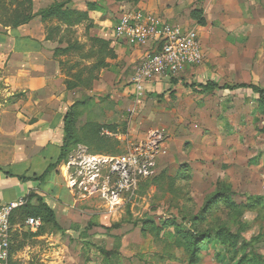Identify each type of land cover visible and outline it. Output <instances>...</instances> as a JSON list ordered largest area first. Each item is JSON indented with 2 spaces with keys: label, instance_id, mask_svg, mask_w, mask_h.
<instances>
[{
  "label": "rangeland",
  "instance_id": "374dc122",
  "mask_svg": "<svg viewBox=\"0 0 264 264\" xmlns=\"http://www.w3.org/2000/svg\"><path fill=\"white\" fill-rule=\"evenodd\" d=\"M185 2L177 10V5L170 6L178 20L171 23L197 29L190 17V5ZM16 9L26 13L25 4L16 7L9 0H0V24L4 25L1 21H8ZM197 30L199 34L205 32ZM204 36L201 42L208 50L203 62L194 66H207L208 75L200 72L187 84L183 83L184 77L175 75L169 90L145 91L142 96L124 93L129 86L125 80L123 84L121 80L115 82L111 90L92 91L98 76L94 75V64L88 65L91 55L76 47L68 51L66 62L72 74L67 82L74 90V101L68 109L71 136L62 161L71 183L96 212L106 208L117 213L108 220L112 227L122 224L130 228L143 223L152 238L142 243L143 252L130 245L118 258H112L115 262L235 264L229 259L233 252L230 245H221L215 237L222 228L229 232L226 237L239 235V246L245 244L234 260L246 254L247 264H251L256 254L261 256L258 264H264V110L257 94L250 89L217 90L207 100L186 96L178 101L171 86L180 80L184 88L193 90L197 79L230 85L250 83V75L260 62L264 71V61L257 57L261 45H256L253 36L235 35L230 29L211 28ZM155 129L162 133V141L151 174L140 177L135 188L122 194L118 202L109 203L103 191L112 188L117 176L98 160L135 152ZM215 194L223 198L206 204ZM192 231L209 232L211 236L198 237L202 240L199 252L189 261L190 247L181 246L186 244L185 233ZM23 234L31 247L39 244L30 228ZM30 252L38 256L37 249L31 248ZM91 254L89 250L85 258ZM218 254L224 257L217 260Z\"/></svg>",
  "mask_w": 264,
  "mask_h": 264
},
{
  "label": "crops",
  "instance_id": "0c3cea01",
  "mask_svg": "<svg viewBox=\"0 0 264 264\" xmlns=\"http://www.w3.org/2000/svg\"><path fill=\"white\" fill-rule=\"evenodd\" d=\"M55 1L64 0H32L33 11L46 8ZM186 1L190 5V12L198 5L203 10L204 26L195 24L205 30L200 34L197 30L203 54L208 49L201 40L209 29H230L234 30L235 35L253 36L256 45H261L258 60L264 61V0ZM87 2H94L97 8L88 11L87 20L72 27L55 19L43 21L40 16L16 28L0 24V207L18 200L26 202L28 194L34 193L53 210L60 228L52 229L47 225L48 229L43 228L34 237V241L40 245L34 243L35 247H31L29 239L23 234L28 228L25 221L23 224H12L13 251L7 264H123L112 258H118L130 245L143 252L142 243L151 238L142 234L140 224L130 228L122 224L112 227L108 220L117 217V213L106 208L100 212L90 208L73 187L67 166L62 159L58 162L64 136L63 118L74 101V90L68 88L66 83L72 74L66 62L68 51L54 52L56 49L67 50L70 44L77 42L78 47H75L78 50H86L91 55L88 65L94 64V75L98 76L93 81L92 91L111 90L115 82L121 80L129 84L124 93L134 95L131 83L133 68L137 67L146 51L154 49V45L132 46L115 40L114 17L119 16L120 10L139 8L169 23H176L177 14L174 15L170 6L177 5V10L186 2L139 0L132 5L118 0H70L66 7L86 10ZM56 25L60 27L59 31L51 34L49 28ZM107 52L110 54L107 55ZM98 61L104 64L97 67ZM262 66L260 62L258 69L253 70L250 83L264 89V79L260 78L264 77ZM200 72L208 75L209 70L205 65L203 68L185 66L176 75L184 77L183 83L187 84L189 79L198 78ZM175 81L174 77L168 75L156 77L147 83L146 92L169 90V82L173 84ZM197 82L205 84L199 79ZM171 86L176 91L178 101L181 97L186 99V96L190 100H207L219 92L214 89L202 93L196 85L193 90L199 93L192 92L190 87L184 88L180 80ZM18 93L23 95L18 97ZM54 163L55 167L43 181L19 179V176H40ZM29 202L37 204L35 197ZM31 231L35 232L33 229ZM31 248L37 249V257L31 254ZM101 249L114 254L104 255ZM89 250L92 254L85 258Z\"/></svg>",
  "mask_w": 264,
  "mask_h": 264
},
{
  "label": "built area",
  "instance_id": "2783aa9c",
  "mask_svg": "<svg viewBox=\"0 0 264 264\" xmlns=\"http://www.w3.org/2000/svg\"><path fill=\"white\" fill-rule=\"evenodd\" d=\"M114 38L132 46L154 45L153 50L144 53L135 69L131 83L136 96H142L147 83L154 78L175 76L185 66L199 65L204 59L196 27L171 24L160 16L139 8L123 9L117 17ZM161 141L162 133L155 129L135 152L120 158L102 157L98 160L109 166L110 173L117 176L112 188L103 191L109 203L118 202L122 194L135 188L140 177L151 174ZM24 203L25 200H18L0 207V262L3 264H7L9 257L10 213ZM25 224L36 230L42 221L38 217L29 216Z\"/></svg>",
  "mask_w": 264,
  "mask_h": 264
},
{
  "label": "trees",
  "instance_id": "16d2710c",
  "mask_svg": "<svg viewBox=\"0 0 264 264\" xmlns=\"http://www.w3.org/2000/svg\"><path fill=\"white\" fill-rule=\"evenodd\" d=\"M10 3H13L16 7L20 6L23 4L26 5V13H23L21 11H18L17 9L14 10V15L9 18L8 21H1L4 25L3 26H9L12 28H16L19 25H22L24 23H27L28 21H30L32 18L40 16L41 19L43 21H50L52 19L57 20L58 22H61L63 24H65L67 27H72L84 20L88 19V11L89 10H95L97 8L96 4L94 2H87L86 3V10H76V9H72L69 7H66V4L70 1V0H64L61 2L55 1L52 4H50L48 7L43 8V9H39L38 11L34 12L33 11V4H32V0H9ZM118 1H122V2H126V3H130L132 5H135L139 0H118ZM190 17L196 21V23L200 26H204L205 21L203 18V10L201 7L198 8H194L191 12H190ZM60 27L58 25L56 26H52L49 28V31L51 34L53 33H57L59 31ZM97 42L101 43L102 40H96ZM103 43V42H102ZM78 47L77 42H74L73 44L69 45V48L67 50L64 49H56L55 50V54H57V51H61V52H67L69 51L71 48L73 47ZM110 54L109 52H107V55ZM111 55L114 56V54L111 52ZM102 64L97 65V67H99L100 65H103V61L100 62ZM67 83V87L68 88H72V86L70 85V82H66ZM195 87V86H193ZM196 87H198L200 89V91L202 93L205 92H209L212 91L214 89H218V90H236V89H250L251 91H253L255 94H257V100L258 103L260 105V107H262V109L264 110V89L258 85H255L253 83H239V84H234V85H230V84H218L216 82L213 81H207L205 84H200L197 83ZM70 112L67 111V113L65 114L64 118H63V122H64V126H63V132H64V136H63V140H62V146H61V153L58 159V162L63 159L64 155H65V150H66V145L67 142L71 136V126H70ZM56 163L51 164L48 166V168L40 175V176H34L32 178H26L24 176H19V179L21 180H34V181H43L45 179V177L48 175L49 171L51 169H53L55 167ZM35 197L37 200V204L36 205H32L30 204L29 200L31 198ZM223 195L222 194H215L213 195V197H209L208 200L206 201V204H210L213 201H217L219 199H222ZM231 201V200H230ZM205 204V205H206ZM29 216H33V217H38L41 219L42 224L38 229H43L44 226H50L52 229H60L58 227V225L56 224V220H55V215L53 210L46 204L44 203L43 199L40 196H37L34 193H30L27 196V200L26 202L13 209L10 213L9 216V222L10 225L15 224V223H19V224H23L24 221L26 220L27 217ZM134 224V225H138ZM141 225V232L143 235H149L148 233L145 232L146 227H144L143 223L140 224ZM36 229V230H38ZM35 230V231H36ZM36 231L34 232L35 235L40 231ZM193 232V231H192ZM158 234V232H157ZM156 234V235H157ZM187 234V237H186ZM196 234H198L196 236ZM34 235V236H35ZM229 235V232L224 231V229L220 228L216 231L215 233V237L217 240H219V243L221 245H224L226 243H228V245H230V250H232V256L230 259V261H234L235 264H247L248 262V258L246 257V254L242 255L241 258L239 257L238 260H234L233 256H237L241 250V247L245 246V244L243 243L242 246H239L238 244V238L239 235L236 234H231L230 236H232V238L230 237H226ZM175 236V234H174ZM211 236V234L209 232H202V233H195V231L192 233L190 232H186L184 235V238L186 239L185 242L186 244L181 246L183 249H187L190 247V256L187 257V260L192 261V257L196 256V254L199 252V246L198 244L202 241L198 240V237H200V239H204L205 237H209ZM226 237V238H225ZM188 244V247H187ZM13 251V244H12V238H11V242H10V247H9V257H8V261L10 259V254ZM104 255L110 256L113 255L114 252L111 251H106L101 249L100 250ZM188 252V250H186ZM229 252V251H228ZM224 257L222 254L217 256V260H221ZM261 259V256H258L256 254H254V256L252 257V263L251 264H258V260ZM187 263V262H186Z\"/></svg>",
  "mask_w": 264,
  "mask_h": 264
}]
</instances>
